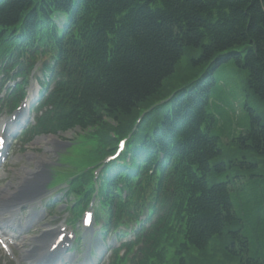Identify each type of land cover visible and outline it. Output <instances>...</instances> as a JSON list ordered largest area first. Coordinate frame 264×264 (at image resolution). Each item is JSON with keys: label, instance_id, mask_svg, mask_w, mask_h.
<instances>
[{"label": "trees", "instance_id": "obj_1", "mask_svg": "<svg viewBox=\"0 0 264 264\" xmlns=\"http://www.w3.org/2000/svg\"><path fill=\"white\" fill-rule=\"evenodd\" d=\"M185 56L191 77L170 86ZM40 62L45 89L28 135L80 129L79 147L92 146L84 168L103 166L97 224L104 236L133 237L112 264H198L194 254L210 264L207 252L218 254L226 237L236 241L232 258L250 253L264 200H233L243 184L209 183L235 165L213 163L222 151L211 102L214 74L229 63L264 101V0H0V76L22 79L7 106L22 100ZM249 110L233 140L264 157V121ZM120 140L125 150L105 162ZM93 178L83 169L72 181L75 214ZM247 178L249 192L264 193V177Z\"/></svg>", "mask_w": 264, "mask_h": 264}, {"label": "rangeland", "instance_id": "obj_2", "mask_svg": "<svg viewBox=\"0 0 264 264\" xmlns=\"http://www.w3.org/2000/svg\"><path fill=\"white\" fill-rule=\"evenodd\" d=\"M188 63V57H184L181 64L177 66L175 72V78L172 80L170 86L180 87L182 83L179 77H191L188 67L185 64ZM41 74L36 73L35 77L39 78ZM217 85L213 88L211 112L215 114L216 124L212 129V134L219 137V146L221 148V155L218 156L213 163L224 162L229 166L234 163L232 169L227 170L223 173H218V177L210 174L208 177L209 183H221L225 181H231V185L236 186L243 184L242 187L245 191L239 193L234 192L233 200H264V193L262 188L261 191H248L253 185L249 184L248 176L260 175L264 177V157L254 155L249 149L240 146L239 142L233 140L239 135L241 129L249 126V119L251 110L254 111V115L260 117L264 121V101L256 97L247 88V74L245 71L238 69L233 63L225 64L220 67L214 74ZM0 78V85H1ZM36 91L38 87L34 88ZM29 106L26 108V120L32 121V116H29ZM5 114L0 115V128L4 122L10 123L11 119L5 117ZM24 114V111H23ZM27 124V123H25ZM25 127V126H24ZM1 130V129H0ZM17 137L20 135V131L17 132ZM82 132L80 129H76L71 132L60 134L57 136H43L36 138L30 143L25 141L11 142L8 149V158L0 166V200H9V194H13L17 189L18 185L21 184L23 178L29 176L36 171L40 164L45 165L47 169H53V181L52 186H58L54 191L52 190L50 195L47 197L49 200H56L54 206L51 208L44 206H37V211H43L42 217L33 224H28L26 218V226L24 231L20 235L21 246L17 251H13V256L5 255L0 249V264H23L21 259L25 256L27 251L39 246L38 243L42 237L49 240H54L57 232L45 236V233L49 230L57 229L58 227H67V232L71 229L68 222H70V214L67 212L69 203L63 198V193L60 190L66 188L65 183L67 180L72 178L75 174H78L88 159V152L92 146L86 145L79 147L81 143L76 146L72 144L75 141L82 139ZM53 140H50V139ZM239 163H248L239 164ZM255 164V167H251L249 164ZM239 176V177H237ZM246 177V178H244ZM253 180V179H252ZM249 194V196H248ZM73 200V197L68 198ZM66 205V206H65ZM27 214V213H26ZM8 217L6 215L0 216L2 218ZM80 225L77 224L72 227L75 232L84 237V243H82V250L80 253L77 252L79 249L75 247L71 252L72 264H81L82 257L86 255L88 257L89 248H101L100 237L96 236V232L92 230L88 233H82L78 231ZM249 234V232H248ZM250 239V253H246L244 257H237L238 259L232 258L231 254L228 253L227 248L233 249L231 245L236 243L231 237L218 239V254H215L213 250L207 252V263L210 264H249L247 257L251 259V264H264V232H255L249 234ZM89 242V245L87 244ZM96 241H99L98 245ZM110 242V241H109ZM50 244V243H49ZM40 246H43L40 244ZM72 246V245H71ZM78 248V249H77ZM236 249L239 248V244L236 245ZM62 258L58 261V264H67L66 258H64V252H60ZM231 255V256H230ZM196 262L199 264L201 257L198 254H194ZM234 257V256H233ZM20 260H19V259ZM64 258V261H62ZM15 259L16 262H15ZM174 258L171 257V260ZM96 262L100 264H108L109 261L104 255L103 257H97Z\"/></svg>", "mask_w": 264, "mask_h": 264}, {"label": "bare ground", "instance_id": "obj_3", "mask_svg": "<svg viewBox=\"0 0 264 264\" xmlns=\"http://www.w3.org/2000/svg\"><path fill=\"white\" fill-rule=\"evenodd\" d=\"M53 139H54V138H53ZM53 139L51 138L50 140H53ZM43 242H44V243H45V242H49V240H44Z\"/></svg>", "mask_w": 264, "mask_h": 264}]
</instances>
